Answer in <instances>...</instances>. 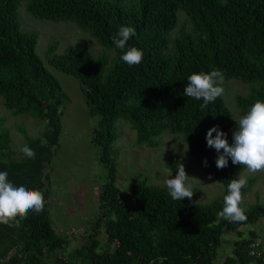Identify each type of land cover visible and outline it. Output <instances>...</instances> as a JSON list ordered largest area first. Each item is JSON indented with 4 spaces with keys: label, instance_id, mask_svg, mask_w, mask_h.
<instances>
[{
    "label": "trees",
    "instance_id": "1",
    "mask_svg": "<svg viewBox=\"0 0 264 264\" xmlns=\"http://www.w3.org/2000/svg\"><path fill=\"white\" fill-rule=\"evenodd\" d=\"M23 1L32 18L74 23L102 48L95 56L77 43L56 54L53 41L46 61L78 81L89 116L98 118L92 143L100 149L107 176L98 195L101 214L91 222L81 251L73 249L58 259L68 243L57 233L45 203L41 213L30 211L19 227L0 225V264H161L159 257H166L162 264H215L221 237L233 232L238 238L221 264H264L260 245L259 252L251 253L256 233L243 237L239 231L264 218V203L242 204L244 221L218 216L228 183L245 169L233 165L231 158L226 168L218 169L215 161L223 150L217 153L207 146L206 135L213 127L233 143L237 128L224 95L204 109L202 99L184 96L191 74L220 70L224 81L236 79L248 87L246 95L236 96L241 117L256 100H264V0H0L2 105L13 115L46 123L42 139L21 131L24 143L14 156L0 117V171L16 187L41 191L46 201L51 187L47 167L61 131L59 107L67 97L36 52V32L21 28L18 7ZM180 12L185 21L178 26ZM121 26L136 29L127 47L143 51L139 65L123 62V52L112 42ZM121 119L135 132L137 145L157 148L163 133L181 136L201 170L222 184V195L201 204L192 189L191 199L173 200L167 189L137 175L124 193L129 203L122 202L113 147L115 123ZM25 145L36 152L34 159L24 156ZM166 162L173 169L178 161ZM253 183L248 179L243 198ZM100 229L105 235L101 244Z\"/></svg>",
    "mask_w": 264,
    "mask_h": 264
},
{
    "label": "rangeland",
    "instance_id": "2",
    "mask_svg": "<svg viewBox=\"0 0 264 264\" xmlns=\"http://www.w3.org/2000/svg\"><path fill=\"white\" fill-rule=\"evenodd\" d=\"M21 28L37 34L36 52L45 67L56 77L66 97L59 107L60 136L58 147L55 149L47 167L49 175L50 195L46 203L47 209L57 233L67 241V246L59 252V260H64L65 255L77 249L81 251L84 236L91 231L93 220L101 214L98 210V195L106 181V169L100 161V149L92 143L94 130L98 127V118L90 117L83 100L82 91L78 81L71 75L51 67L46 61V51L49 44L57 41L56 54H63L67 47L77 43L89 48L93 55L102 51L101 46L92 39L87 32L71 22H51L36 20L25 10L23 1L18 7ZM185 21V14L179 13L180 26ZM110 57L113 54L110 52ZM63 69H65L63 67ZM226 93L223 98L225 104L232 112V120L236 128L241 118L236 107V96L246 95L248 87L243 82L231 79L224 81ZM0 117L4 119V126L8 129L11 138V150L16 156V150L24 143L21 131L32 138H41L46 131L44 121L30 116L13 115L2 105L0 97ZM118 138L113 144L117 187L121 195L120 200L129 203L124 193L137 175L143 176L149 184L167 189L164 181L175 178L177 167L167 168L166 161L176 160L183 163L185 171L190 178L192 189L197 191L196 201L204 204L220 197L223 192L221 183L210 178L201 170L188 146L181 136L163 133L159 137L161 145L157 148H148L137 145L135 132L124 120L115 123ZM22 135V136H21ZM239 176L254 179L251 190L244 196L243 205L264 203V171L251 173L245 167ZM99 238L100 244L105 241L103 230ZM243 237H248L249 232L258 236L257 243L264 253V218L255 224L239 227ZM237 235L226 233L221 237V245L215 264H221L223 259L230 255L232 243L237 240Z\"/></svg>",
    "mask_w": 264,
    "mask_h": 264
},
{
    "label": "clouds",
    "instance_id": "3",
    "mask_svg": "<svg viewBox=\"0 0 264 264\" xmlns=\"http://www.w3.org/2000/svg\"><path fill=\"white\" fill-rule=\"evenodd\" d=\"M136 29L131 26H121L112 42L123 54L121 60L129 66L139 65L143 61L142 50L132 46L127 47L130 38L136 36ZM224 74L220 70H212L209 73H193L187 78L184 88V96L195 100H203L201 109L206 108L217 98L225 94ZM237 123V130L232 134L233 143L229 145L227 134L211 128L206 135L207 146L214 148L218 155L215 163L218 169L228 166V158L233 165L245 166L249 172L256 173L264 171V100H256L246 115L242 116ZM213 133H216L213 138ZM21 151L29 159L36 157V152L25 145ZM204 166L207 167L205 160ZM177 175L175 178H167L164 184L173 200L181 201L184 198L193 197L191 180L183 163L177 162ZM248 180L243 176L232 179L227 185V195L224 196V206L218 213L220 218L230 222L244 221L246 219L245 209L241 206L243 202L242 189L246 188ZM44 194L39 190H31L25 186L16 187L8 179L6 171H0V225L8 227H19L22 219H26L30 211L37 214L44 210ZM161 264L166 257H159ZM151 264H156L152 261Z\"/></svg>",
    "mask_w": 264,
    "mask_h": 264
},
{
    "label": "built area",
    "instance_id": "4",
    "mask_svg": "<svg viewBox=\"0 0 264 264\" xmlns=\"http://www.w3.org/2000/svg\"><path fill=\"white\" fill-rule=\"evenodd\" d=\"M258 246H259V244H258L257 242H253V243L250 245L251 253H252V254L259 252V250H258Z\"/></svg>",
    "mask_w": 264,
    "mask_h": 264
}]
</instances>
